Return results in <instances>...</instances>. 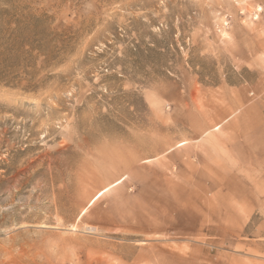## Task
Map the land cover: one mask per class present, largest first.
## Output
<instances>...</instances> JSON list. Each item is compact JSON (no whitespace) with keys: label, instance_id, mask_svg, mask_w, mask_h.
<instances>
[{"label":"rangeland","instance_id":"374dc122","mask_svg":"<svg viewBox=\"0 0 264 264\" xmlns=\"http://www.w3.org/2000/svg\"><path fill=\"white\" fill-rule=\"evenodd\" d=\"M0 264H264V0H0Z\"/></svg>","mask_w":264,"mask_h":264}]
</instances>
